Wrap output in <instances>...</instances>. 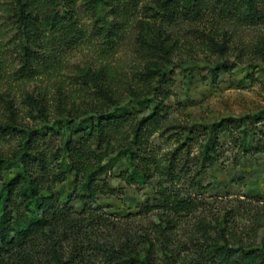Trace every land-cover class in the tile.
<instances>
[{
	"label": "trees",
	"instance_id": "1",
	"mask_svg": "<svg viewBox=\"0 0 264 264\" xmlns=\"http://www.w3.org/2000/svg\"><path fill=\"white\" fill-rule=\"evenodd\" d=\"M138 5L139 0H0V19L13 28L21 53L20 67L9 70L0 39V82L12 73L28 84L55 70L60 64L53 57L84 33L81 9L103 24L105 54L111 56ZM146 9L154 23L140 25L138 41L148 62L133 86H119L107 68L83 70L82 83L92 91L90 105H76L75 115L61 110L53 120L45 102L29 96L30 114L37 113L41 121L32 127L24 126L20 113L7 104L0 144L10 137L17 149L0 153V264H157L161 249L170 250L176 220L203 209L202 198L212 186L209 173L215 168L225 172L219 165L224 140L241 160L264 155V114L184 126L164 103L172 62L182 45L192 51V35L204 34L198 27L213 19L264 25V0H154V7ZM172 26L186 29L185 37L171 40L165 29ZM198 40L227 56L226 45L213 37ZM257 53L264 58V40ZM232 71L223 61L210 69V76L216 82L221 73ZM158 137L180 145L165 153L154 143ZM121 163L126 167L114 172ZM228 176L244 183L247 175ZM112 179L129 189H148L153 197L141 212L155 214L161 223L138 235L109 217L104 199L118 191ZM226 223H199L189 264H264V238L258 245L240 243ZM106 228L115 238L110 243L100 239Z\"/></svg>",
	"mask_w": 264,
	"mask_h": 264
},
{
	"label": "rangeland",
	"instance_id": "2",
	"mask_svg": "<svg viewBox=\"0 0 264 264\" xmlns=\"http://www.w3.org/2000/svg\"><path fill=\"white\" fill-rule=\"evenodd\" d=\"M153 7L154 0H139V5L132 7L120 33L118 46L111 56L105 54L108 47L101 31L103 24L92 21L84 9L79 10L84 33L74 39L73 46L63 48L53 57V61L60 64L56 65L55 70L28 84L19 82L12 73L0 82V121L6 120L7 104L11 103L20 113L24 126L39 125L38 114H30L29 96L45 102L53 120L60 116L61 110L65 114L75 115L76 105L89 106V96L92 94L90 87L82 83L83 70L100 71L107 68L115 74L119 86H133L148 62L138 37L141 24L154 23L146 9ZM108 13L109 10L102 12L104 15ZM113 21L116 23L115 19ZM12 29L0 19V39L6 44L4 57L8 69L14 72L20 67L21 53ZM198 29L204 34L192 35V51L182 45L181 54L177 55L169 69L171 82L165 88L164 93L168 98L164 99V103L170 108L171 118L179 125L201 127L226 118L264 114V58L257 53L258 46L264 40V25L244 26L238 22L213 19ZM165 30L171 40L180 41L185 37L186 29L182 27L172 26ZM198 37H213L216 43L226 45L227 56L211 52L199 43ZM223 61H228L233 71L221 73L215 82L210 76V69ZM249 76H254L255 80ZM66 117L69 118V115L61 119ZM154 143L165 153L174 151L180 145L167 144L161 137L156 138ZM224 143V154L219 165L225 167V172L215 168L209 173L207 183L212 186L202 198L203 209L176 220V230L170 234L171 240L168 241L171 243L170 250L161 249L157 264L192 263V234L197 232L202 221L214 224L226 220L227 225H232L231 232L237 234L240 243L258 245L264 238V155L246 156L241 160V154H237L227 138ZM15 149L17 142L13 138L8 137L4 144H0V153L9 154ZM194 150L193 157L198 153L197 148ZM237 160L242 161L240 165L236 164ZM120 167L126 166L121 163L114 168V172ZM239 172L247 175L244 183L228 178V174L233 177ZM224 180L227 183L221 184ZM109 183L118 191L114 196L105 197L104 211L112 219L120 221L123 229L133 227L134 232L140 235L161 223L155 214L141 212L153 197L148 189H129L118 179L109 180ZM231 220L233 222L229 223ZM102 235L101 240L106 237L109 243L115 240L109 228L104 229ZM159 243L162 244L161 241Z\"/></svg>",
	"mask_w": 264,
	"mask_h": 264
}]
</instances>
